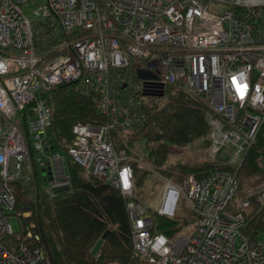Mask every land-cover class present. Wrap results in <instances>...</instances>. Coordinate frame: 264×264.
I'll use <instances>...</instances> for the list:
<instances>
[{
  "label": "built area",
  "instance_id": "2783aa9c",
  "mask_svg": "<svg viewBox=\"0 0 264 264\" xmlns=\"http://www.w3.org/2000/svg\"><path fill=\"white\" fill-rule=\"evenodd\" d=\"M136 69L154 77L139 79ZM66 83L101 88L110 119L74 124L61 154L48 136L49 100ZM167 86L206 107L207 158L219 165L178 185L166 180L157 214L172 216L182 201L197 215L189 234L173 238L155 232L127 155L110 138L144 119V92ZM263 128L264 0H0V264H49L35 208L40 191L70 189L67 156L119 189L142 264H264V231L244 232L253 194L264 222V181L228 207Z\"/></svg>",
  "mask_w": 264,
  "mask_h": 264
},
{
  "label": "trees",
  "instance_id": "16d2710c",
  "mask_svg": "<svg viewBox=\"0 0 264 264\" xmlns=\"http://www.w3.org/2000/svg\"><path fill=\"white\" fill-rule=\"evenodd\" d=\"M101 100V88L83 93L74 83H66L52 89L48 136L55 145L66 153L74 142L72 128L78 122H108L110 116L102 113ZM140 114L144 119L134 129L110 131L115 150H124L126 161L132 166L134 191L139 198L141 188L155 173L178 185L188 176L199 179L219 168L217 163L207 159L192 163L171 160L173 148L187 146L204 149L207 155L209 128L206 107L199 99L177 87L167 86L162 97L140 98ZM66 162L70 189L53 197L40 191L35 208L48 263L142 264L132 257L125 200L119 189L97 177L84 175L69 156ZM261 163L264 165V128L238 171L240 182L228 206L230 209H236V200L245 197L248 190L262 184L264 166ZM250 197L251 205L245 209L248 213L244 232L252 236L264 231V222L258 211L256 195ZM180 203L181 209L178 208L172 216L154 211L155 232L173 238L184 226L196 221L197 215L184 202ZM106 230L109 234L97 254L91 255L92 247Z\"/></svg>",
  "mask_w": 264,
  "mask_h": 264
},
{
  "label": "rangeland",
  "instance_id": "374dc122",
  "mask_svg": "<svg viewBox=\"0 0 264 264\" xmlns=\"http://www.w3.org/2000/svg\"><path fill=\"white\" fill-rule=\"evenodd\" d=\"M60 152L61 154H66L61 148L58 146H55L54 150L52 152ZM182 160L185 163H192L196 161H203L208 160L207 155L205 153L204 149H199L195 146H187L184 148H173L171 151V160ZM166 180L163 176L160 174L155 173L149 180L146 181V183L141 188L140 194L141 198L145 202L146 205H148L149 209L154 214V211L157 210L160 204V199L164 193ZM245 191V190H244ZM244 195H241L242 197ZM181 202V201H180ZM177 204V207L175 211H178L181 209V203ZM179 208V209H178ZM154 217V215H153ZM155 220V219H154ZM10 223L12 225V228L14 230L17 229L18 225L16 220L13 218L10 220ZM193 223L184 226L179 233H188L192 230Z\"/></svg>",
  "mask_w": 264,
  "mask_h": 264
},
{
  "label": "water",
  "instance_id": "95a60500",
  "mask_svg": "<svg viewBox=\"0 0 264 264\" xmlns=\"http://www.w3.org/2000/svg\"><path fill=\"white\" fill-rule=\"evenodd\" d=\"M136 77L139 79H150L153 78L154 75L150 73L149 71L143 70V69H136ZM144 95L146 96H157V97H162L164 95L163 91H159L157 93H147L144 92ZM109 234V230L104 231V233L101 235V237L96 241L95 245L92 247L90 254L91 255H96L103 240L107 237Z\"/></svg>",
  "mask_w": 264,
  "mask_h": 264
}]
</instances>
